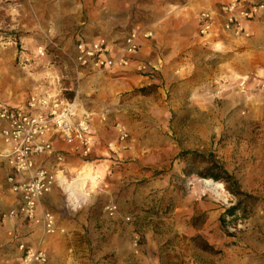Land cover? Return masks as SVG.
Listing matches in <instances>:
<instances>
[{"label":"rangeland","instance_id":"374dc122","mask_svg":"<svg viewBox=\"0 0 264 264\" xmlns=\"http://www.w3.org/2000/svg\"><path fill=\"white\" fill-rule=\"evenodd\" d=\"M199 2L207 1L0 0V100L8 105L54 93L81 108L91 99L110 98L114 88L106 73L120 67L88 74L74 59L78 35L107 37L108 22L114 23L110 34L119 38L108 40L116 52L123 33L136 27V53L144 46L183 49L190 67L205 73L199 84L194 72L188 80L179 73L175 87L141 83L123 94L120 112L128 118L116 120L107 137L125 141L118 160L97 180L93 174V181L80 185L81 167L54 184L57 197L43 198L38 209L55 216L54 234L28 220L39 227L35 249L45 251L50 264H264V99L247 95L236 114L228 111L221 119L197 104L202 92L246 91L239 82L255 66L234 41L233 48L216 43L220 37L199 40L196 18L180 14L181 6L200 7ZM170 98L177 103L168 104ZM120 129L127 132L124 140ZM76 157L64 152L62 161L98 163ZM211 161L231 176L239 195L223 181L201 176ZM233 206L234 214H227ZM46 238L51 243L42 247ZM200 241L217 253L201 250Z\"/></svg>","mask_w":264,"mask_h":264},{"label":"crops","instance_id":"0c3cea01","mask_svg":"<svg viewBox=\"0 0 264 264\" xmlns=\"http://www.w3.org/2000/svg\"><path fill=\"white\" fill-rule=\"evenodd\" d=\"M206 1L207 2L204 3L199 2L202 5L200 7H198V5L188 6V4L186 3L185 5L181 6L180 12L182 13L180 14H183L184 17H191L194 19L201 12L217 10L221 4L226 2L221 0ZM172 12L173 11L168 10L167 14H171ZM216 20L217 24L218 22L221 23L223 21L222 17H217ZM113 25L114 23L109 22L106 24L107 31L104 35H106L108 38L102 35L98 37H103L110 42L118 41V36L116 37L114 36V34H110ZM135 29L136 27H133L132 29H130V31H133ZM246 29L250 33L249 37H233L221 32L220 38L218 42H216L220 44L222 43L223 45H226L228 43L229 46L231 45V47L234 48L235 45L233 46L232 43L234 41L236 45L238 44L242 46L247 55H250V57L253 58L251 63L255 65V68L253 67V69H251V72L253 73L250 76L245 77L244 79L247 87L246 91H240L238 89V92L231 93L230 91H224L223 88L222 90L219 88L218 91L212 92L211 95H207V91L199 94L200 99H198L197 104H202V108L206 109L204 111L206 115H210V117H212L213 119H221L228 111H230V114L232 115L236 114V105H239L238 101H245V99L248 98L247 95L252 98L256 97L264 99V88L261 87V84L264 83V15L257 16L253 20L248 21L246 24ZM129 32H124L123 34L126 35ZM98 37H89L87 35L81 34L78 35L76 42H78L79 40L90 42ZM197 37H199L198 34ZM199 40L201 41L204 39L199 38ZM228 40L230 41V43ZM178 49L179 48L174 50L173 48H169L159 50L157 48H151L150 46H147V48L146 46L140 48L139 52L133 56L126 67H120L119 69L106 73V76L108 74L107 77L110 80L109 82L111 84V87L114 88L111 97L108 98V95H105L104 97L98 95L101 97V99H91L89 100V102L92 101L93 103H91L90 105L84 104L83 108L78 106L79 104L76 102V100L68 101L62 99L59 97L58 93H54L51 95L48 94V96H50L52 100L58 102L60 101L74 103L78 115L85 114L89 116L91 129L96 137V145L93 148L91 162L98 161V163L95 164L94 162H81L82 164L77 165L76 160H64L58 162L56 160V156L58 154L63 155L64 152H67V146L61 139L53 135L50 136V142L52 143L54 152L49 155L38 157L36 159V165L44 167L56 173L58 183L63 182L64 175L72 174L73 170L77 171L82 167V170L78 172L77 177L81 178L83 174L89 172L88 167H86L89 164H91L90 166L92 168L91 174L93 177L95 175L96 180L98 177H100L99 175L101 174L105 176L109 163L118 160L120 149L125 148L126 146L125 141H116V143H114L113 140H109V138H107L109 135H111V133H113L111 132V130L113 129V123L116 120H119L121 116L128 118V115H124V113L120 112L122 110L121 108L123 106L122 103L124 99L123 94L125 92L132 90L137 84L140 85L141 83H144L150 85L157 84L158 81H160V83L164 81L165 86L168 88L171 86L175 87V85L177 84L176 82L180 79V77H182L181 75H177L179 73H183V77L185 76L186 80H188L190 73L194 72L196 77H198V84L203 82L205 73H201L202 69L199 67L193 69V64H191L190 67V61L189 58H187L188 52L184 51L183 49ZM115 52L116 49L112 48V53L115 54ZM82 71H85L88 74H95L94 71L89 69H82ZM101 76L104 77L105 75ZM186 83L188 84V82ZM233 88H236V86L234 85ZM100 92L101 94L104 93V91ZM173 96L174 95H171V97ZM108 99L109 101H107ZM228 99L230 101H227ZM177 101L178 100H176L175 98H170L168 100V104L177 103ZM180 101L181 103H183L181 99ZM95 102L96 104H94ZM218 103L221 104V107L218 106ZM127 104L132 107L130 103ZM197 113L198 118H201L202 112ZM5 149L8 148L0 143V152ZM76 158L81 159L78 156ZM94 171H98V174L96 175V172ZM11 174L13 173L7 163L6 158H4V156H0V214H6L7 211L13 208L16 201V198L7 182V178ZM51 190L52 191H50L44 197L45 199H49L50 197H57V193L55 192L56 190ZM71 227L78 229L76 225H71ZM40 237L41 235L39 227L33 224L31 221H28L23 217L3 216L0 219V264H20L23 252L19 249V246L23 245L26 249H35L40 243ZM44 243L50 244L51 241L46 238L43 240L41 246L44 245Z\"/></svg>","mask_w":264,"mask_h":264},{"label":"built area","instance_id":"2783aa9c","mask_svg":"<svg viewBox=\"0 0 264 264\" xmlns=\"http://www.w3.org/2000/svg\"><path fill=\"white\" fill-rule=\"evenodd\" d=\"M260 15H264V0H229L217 10L203 11L196 17L197 34L204 40L219 38L221 32L249 37L246 24ZM217 17L223 21L217 24ZM139 33L136 29L128 33L115 54L106 39L79 40L74 47L76 66L95 73L126 66L138 50ZM37 52L42 55L43 49ZM239 87L244 90L245 82H240ZM119 132L120 140L127 138L124 129ZM53 135L66 144L68 153L83 159L91 157L96 145L89 116L78 115L74 103L52 100L48 94L31 95L23 105H8L0 100V143L8 148L0 156L6 158L12 170L7 182L16 198L7 215L36 220L47 235L55 233L56 219L48 210L38 213L39 203L51 191L57 176L37 166L36 159L54 152L50 142ZM56 160L61 162L63 155L58 154ZM107 209L112 214L113 207ZM19 249L23 252L20 264H50L43 250L26 249L23 245Z\"/></svg>","mask_w":264,"mask_h":264},{"label":"trees","instance_id":"16d2710c","mask_svg":"<svg viewBox=\"0 0 264 264\" xmlns=\"http://www.w3.org/2000/svg\"><path fill=\"white\" fill-rule=\"evenodd\" d=\"M143 92V91H142ZM201 176L204 178H209L212 180H220L223 181L226 184V188L228 191H230L234 195H239V191L234 189L236 187V183L233 181L230 175H228L225 171L222 170L218 165H216L213 161L210 162V166L204 170V172L201 173ZM235 186V187H234ZM237 207L233 206L229 210H227V214L233 215L234 211ZM196 240V238L194 239ZM197 246L205 251V252H211V253H217L207 242L200 241Z\"/></svg>","mask_w":264,"mask_h":264},{"label":"bare ground","instance_id":"6f19581e","mask_svg":"<svg viewBox=\"0 0 264 264\" xmlns=\"http://www.w3.org/2000/svg\"><path fill=\"white\" fill-rule=\"evenodd\" d=\"M219 46V45H218ZM91 164H89V165H87L86 167H88V171L89 172H87V173H85L84 174V176L82 175V177L81 178H77L79 181H80V185H82L83 183H84V180L85 179H90L91 181H93V179H94V177L92 176V174H91V166H90ZM60 176V175H59ZM76 187V186H75ZM73 190H74V188H73ZM75 193V192H74ZM76 194V193H75ZM72 195V194H71ZM73 198H74V196H73Z\"/></svg>","mask_w":264,"mask_h":264}]
</instances>
